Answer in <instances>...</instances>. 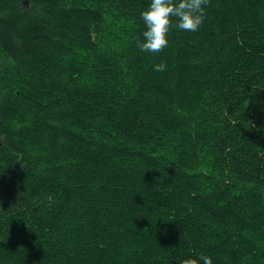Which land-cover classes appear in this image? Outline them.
<instances>
[{"label":"trees","instance_id":"16d2710c","mask_svg":"<svg viewBox=\"0 0 264 264\" xmlns=\"http://www.w3.org/2000/svg\"><path fill=\"white\" fill-rule=\"evenodd\" d=\"M149 3L0 0V264H264V0Z\"/></svg>","mask_w":264,"mask_h":264},{"label":"clouds","instance_id":"9594fccd","mask_svg":"<svg viewBox=\"0 0 264 264\" xmlns=\"http://www.w3.org/2000/svg\"><path fill=\"white\" fill-rule=\"evenodd\" d=\"M206 2L207 0H150L147 8L140 13L145 28L143 38L138 43L139 49L142 52L156 53L166 48L174 19L176 28L197 31L205 19ZM165 68L166 65L162 63L153 65V70L157 72L164 71ZM181 264H212V259L209 256H189Z\"/></svg>","mask_w":264,"mask_h":264},{"label":"bare ground","instance_id":"6f19581e","mask_svg":"<svg viewBox=\"0 0 264 264\" xmlns=\"http://www.w3.org/2000/svg\"><path fill=\"white\" fill-rule=\"evenodd\" d=\"M25 4L27 5L28 3L25 2Z\"/></svg>","mask_w":264,"mask_h":264},{"label":"water","instance_id":"95a60500","mask_svg":"<svg viewBox=\"0 0 264 264\" xmlns=\"http://www.w3.org/2000/svg\"><path fill=\"white\" fill-rule=\"evenodd\" d=\"M27 3V2H26Z\"/></svg>","mask_w":264,"mask_h":264}]
</instances>
